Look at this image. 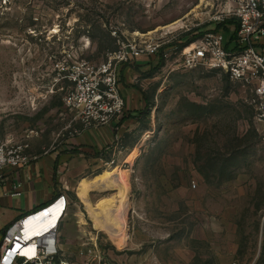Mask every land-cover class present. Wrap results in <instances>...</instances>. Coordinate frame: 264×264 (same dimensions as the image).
Segmentation results:
<instances>
[{
	"label": "rangeland",
	"instance_id": "374dc122",
	"mask_svg": "<svg viewBox=\"0 0 264 264\" xmlns=\"http://www.w3.org/2000/svg\"><path fill=\"white\" fill-rule=\"evenodd\" d=\"M219 2L0 0V139L27 144L32 157L60 147L84 129L63 102L73 63L103 62L118 36L163 35L167 52L180 47L184 35L217 28ZM160 57L121 67L130 72L120 90L148 97V109L125 107L115 146L66 192L67 258L81 264L80 244L95 240L92 256L107 264H264V124L252 86L217 70H173V58L152 71ZM115 169L119 184L91 190L89 203L80 197L79 181ZM111 198L125 213L122 244L91 216Z\"/></svg>",
	"mask_w": 264,
	"mask_h": 264
},
{
	"label": "built area",
	"instance_id": "2783aa9c",
	"mask_svg": "<svg viewBox=\"0 0 264 264\" xmlns=\"http://www.w3.org/2000/svg\"><path fill=\"white\" fill-rule=\"evenodd\" d=\"M213 21L216 26L226 25L228 35L223 29H214L185 46H170L168 52L163 48L170 40L163 35L146 39L118 36V49L109 52L103 62L72 64L68 79L73 87L63 99L65 108L86 129L110 126L126 107L120 91L121 67L162 55L165 62L173 58V70H217L234 82L252 86L256 120L264 124V51L260 47L264 40V0H220ZM232 36L235 39L230 42ZM28 149L27 144L0 139V186L6 170L31 162L34 157ZM18 188H13L11 196L20 195ZM70 203L61 194L12 222L0 237V264H79L67 258L61 242V224ZM80 248L84 256L81 264H107L100 256H92L97 248L95 240L84 241Z\"/></svg>",
	"mask_w": 264,
	"mask_h": 264
},
{
	"label": "crops",
	"instance_id": "0c3cea01",
	"mask_svg": "<svg viewBox=\"0 0 264 264\" xmlns=\"http://www.w3.org/2000/svg\"><path fill=\"white\" fill-rule=\"evenodd\" d=\"M260 47L264 51V40L260 42ZM129 72V67L122 71L125 84ZM120 91L126 109L132 110L134 103L145 104L142 95L137 97L133 88ZM125 122L121 125L114 122L106 127L84 128L60 147L34 156L27 166L6 170L0 186V235L22 215L37 210L58 195H65L82 171H94L99 159L93 155L107 153L115 146ZM14 187H19L16 190L19 196H11Z\"/></svg>",
	"mask_w": 264,
	"mask_h": 264
},
{
	"label": "bare ground",
	"instance_id": "6f19581e",
	"mask_svg": "<svg viewBox=\"0 0 264 264\" xmlns=\"http://www.w3.org/2000/svg\"><path fill=\"white\" fill-rule=\"evenodd\" d=\"M183 23L176 24L175 26H181ZM175 27V28H176ZM174 28V29H175ZM127 175L125 174L124 177ZM119 171L118 169L111 170L101 177L99 183H94L92 180H82L79 184L78 194L83 200L89 203L88 193L93 189L102 188L104 186H114L118 183ZM127 179L123 180L122 186L120 187L122 192L120 194V202L123 201V191L127 188ZM122 181V180H120ZM119 184V183H118ZM121 204V203H120ZM124 206V205H123ZM120 206L116 205L114 198L107 199L99 202L96 208H92L91 216L96 226L108 233L113 239H117L119 244H122L123 240L120 234V228L124 226L125 213L120 212ZM125 207V206H124Z\"/></svg>",
	"mask_w": 264,
	"mask_h": 264
},
{
	"label": "trees",
	"instance_id": "16d2710c",
	"mask_svg": "<svg viewBox=\"0 0 264 264\" xmlns=\"http://www.w3.org/2000/svg\"><path fill=\"white\" fill-rule=\"evenodd\" d=\"M230 23L231 22H228L227 24H230ZM222 27L224 28L223 30L225 31V33L228 34V31L229 30H227L226 25H223V24L222 25H218L217 28H216V30H220L219 28H222ZM197 31H199V30H197ZM204 34L205 33L198 32L196 35L190 36L189 38H188V34L184 35V37L181 38V46H183L184 44L190 43L193 40H196L197 37H201ZM234 39H235V36H232L231 39H230V42H232ZM116 41H117L116 38L110 39V43L108 44V49L110 50V52H114V51H116L118 49V46L115 44ZM230 42H229V44H230ZM229 44H227L226 47H228ZM164 62L165 61L163 59V56L161 55L158 66L156 68H154L152 71H156V69L162 67L164 65ZM151 74L152 73H150L149 76ZM143 99H144V103L146 104V107H145V110H144V112L142 114L146 113L145 111L148 109V103H149L148 97H146V96L144 97V95H143ZM130 117H133V116H130ZM123 121H125V119ZM101 156H102L101 153H96V154L93 155L94 158H99Z\"/></svg>",
	"mask_w": 264,
	"mask_h": 264
}]
</instances>
